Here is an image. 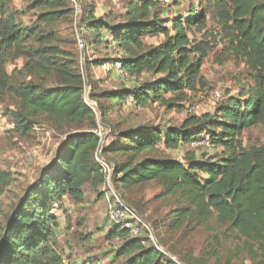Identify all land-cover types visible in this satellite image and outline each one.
<instances>
[{
  "label": "trees",
  "instance_id": "obj_1",
  "mask_svg": "<svg viewBox=\"0 0 264 264\" xmlns=\"http://www.w3.org/2000/svg\"><path fill=\"white\" fill-rule=\"evenodd\" d=\"M205 1L198 3L199 13L191 6L188 13L174 16L170 27L152 11L158 0H129L124 20L117 23L110 16L96 17L92 8L84 9L80 18L83 38L88 48L102 55L93 61L95 66L118 60L136 81L133 86L92 94L97 101L93 107L84 101V77L72 55L50 44L55 34L38 25L24 26L7 0H0V94L9 91L17 98V108L7 110L15 127L23 134L30 132L29 117L39 113L85 126L65 135L52 160L10 209L0 226V264H65L55 243L53 210L63 195L80 200L86 184L96 188L106 181L97 160L99 150L103 156L115 157L107 162L116 187L129 189L156 181L163 188L162 195H179L182 203L166 215L174 231L189 217L198 223L215 217L216 224L244 240L249 263L227 256L217 258L216 264H264V144L244 147L241 139L244 130L264 123V0ZM31 6L42 8L38 20L49 27L69 12L64 0H34ZM208 15L217 21L233 54L255 73L253 85L241 90L240 96H228L211 114L189 115L180 125L163 130L146 122L129 126L102 146L96 133L99 124L109 125L125 105L159 103L183 109L189 92L203 83L200 69L208 48V42L193 43L189 34L204 29ZM159 35L163 36L159 44L144 43L145 37ZM112 44L121 56L102 53V48L107 50ZM17 57L25 59L24 67L32 76L47 82L10 78L5 64ZM142 75L150 78L139 80ZM202 137L215 150L210 157L187 153L180 161L160 152V147L174 150ZM9 182L8 173L0 169V194ZM114 224L109 234L120 243L113 261L174 264L145 235L131 237L124 227ZM214 245L219 246V241ZM212 250L208 255H213Z\"/></svg>",
  "mask_w": 264,
  "mask_h": 264
},
{
  "label": "rangeland",
  "instance_id": "obj_2",
  "mask_svg": "<svg viewBox=\"0 0 264 264\" xmlns=\"http://www.w3.org/2000/svg\"><path fill=\"white\" fill-rule=\"evenodd\" d=\"M64 1L69 9L67 16L49 27L38 20V14L43 10L31 6L34 0H7L10 10L24 26L38 25L45 28V32L52 31L55 34V39L50 41V44L72 55L74 65L84 77V101L96 107L97 101L92 94L119 86H133L136 81L128 74L123 78L117 75L113 67L116 61L95 66L93 61L100 60L102 55L88 48L85 43L80 18L85 14L84 9L87 11L89 7L93 9L96 17L110 16L112 23L122 22L125 5L129 0ZM199 2L200 0H158L152 11H157L164 19L165 26L170 27V20L177 14L188 13L191 6L196 7L199 13ZM202 6L206 8L204 3ZM193 32L189 34L191 40L195 39L193 43L205 41L208 42V48L200 69L203 83L199 84L193 93L189 92L191 97L184 102L183 109L159 103L146 107L125 105L119 116L110 119L109 125L99 124L102 146L109 144L119 130L129 126L146 122L163 130L167 126L180 125L189 115L211 114L228 96H240L241 90L246 91L253 85L252 76L255 73L244 59L230 50L229 42L220 33L214 18L208 15L205 28L201 31L195 29ZM162 40V35L147 36L144 43L157 45ZM106 51L110 52L112 57H119L122 54L114 44L107 50L102 48V53ZM24 64L23 57L8 58L5 72L10 78L13 76L12 79L17 82L30 80L38 83L47 82L38 75L32 76ZM146 78L150 77L142 75L139 80ZM214 91L221 94L218 102L212 100ZM168 96L166 95V100ZM17 106V98L11 92L5 91L0 94V169L10 176L9 184L0 194V226L6 220L10 209L23 196L27 186L35 181L41 170L52 160L65 135L85 127L39 113L29 117L33 128L23 134L7 114V110H14ZM203 138L206 137L195 139L189 146H181L174 150L160 147V152L163 156L168 155L180 161L185 160L187 153H192L197 158L203 155L210 157L215 153L210 143L197 145L196 141ZM241 139L244 147L264 144V123L244 130ZM100 159L112 161L115 157L103 156L99 150L97 160ZM162 192V186L156 181L144 182L129 189L116 187L112 181L110 164L106 181L96 188L86 184L82 199L77 200L69 195H63L53 210L57 221L53 229L56 247L62 253L64 263L120 264V261H113L114 250L120 240L109 234L115 224L107 217L108 203L114 200L112 194L133 208L142 221L150 224L156 247L170 257L174 264H216L217 258L224 259L227 256L235 257L237 262L249 263V254L244 250L246 248L244 240L236 236L235 232L227 230L226 226L220 227L216 224L215 217H211L205 223H198L197 219L189 217L178 230L174 231L166 215L182 201L177 194L165 196ZM215 240L219 241L217 247L214 245ZM211 248L213 255H208Z\"/></svg>",
  "mask_w": 264,
  "mask_h": 264
},
{
  "label": "built area",
  "instance_id": "obj_3",
  "mask_svg": "<svg viewBox=\"0 0 264 264\" xmlns=\"http://www.w3.org/2000/svg\"><path fill=\"white\" fill-rule=\"evenodd\" d=\"M113 67L117 75H119L121 78H123L127 74L122 69L121 63L118 60L114 63ZM211 97L213 101L218 102L221 99V94L218 91H214L212 92ZM86 103L93 106V104L90 102L86 101ZM96 133L100 136L99 130L96 131ZM196 142L197 145H209V141L206 138H203V140L201 139ZM98 161L102 167V170L107 173L110 169V163L102 159ZM111 197L112 199L114 198V200L108 203L107 217L113 223L120 224L122 227H124L127 230L129 236L136 237L142 236V234H144L145 237H147L148 241L156 246V241L154 239L150 224L145 221H142L136 211L124 202H122L115 194H112Z\"/></svg>",
  "mask_w": 264,
  "mask_h": 264
}]
</instances>
